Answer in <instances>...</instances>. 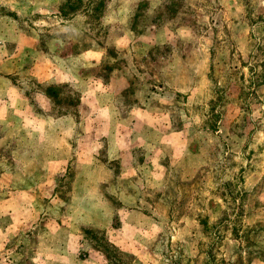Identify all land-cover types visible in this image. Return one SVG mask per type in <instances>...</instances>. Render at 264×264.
I'll use <instances>...</instances> for the list:
<instances>
[{"label":"rangeland","instance_id":"obj_1","mask_svg":"<svg viewBox=\"0 0 264 264\" xmlns=\"http://www.w3.org/2000/svg\"><path fill=\"white\" fill-rule=\"evenodd\" d=\"M0 264H264V0H0Z\"/></svg>","mask_w":264,"mask_h":264}]
</instances>
